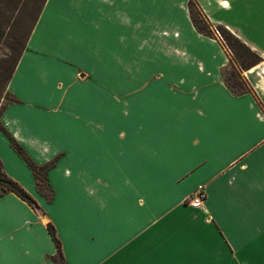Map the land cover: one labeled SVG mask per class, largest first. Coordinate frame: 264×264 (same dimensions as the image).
Segmentation results:
<instances>
[{
    "label": "crops",
    "instance_id": "1",
    "mask_svg": "<svg viewBox=\"0 0 264 264\" xmlns=\"http://www.w3.org/2000/svg\"><path fill=\"white\" fill-rule=\"evenodd\" d=\"M194 1L261 57L249 91L189 0H45L0 112L3 170L37 207L0 195V264H56L48 223L66 264H264V0Z\"/></svg>",
    "mask_w": 264,
    "mask_h": 264
},
{
    "label": "trees",
    "instance_id": "2",
    "mask_svg": "<svg viewBox=\"0 0 264 264\" xmlns=\"http://www.w3.org/2000/svg\"><path fill=\"white\" fill-rule=\"evenodd\" d=\"M45 2V1H44ZM189 11H190V17L192 20L193 25L195 28L206 35H212V24L208 21L206 16L202 13L200 8L197 6L196 2L194 0H189L188 2ZM41 11V10H40ZM217 29L220 31L222 37H223V43L227 47V49L230 51V54L233 56H236L239 63V68H234L231 72V78L233 80V86H230L228 83L229 78L225 77V72L227 68L223 71V79L227 86L230 88L232 92L235 94H240L249 91V86L246 81V79L243 76V71L249 69L250 67L254 66L255 64L259 63L261 60V57L252 51L247 45H245L242 41H240L232 32H230L228 29L220 26H216ZM25 45L23 46L22 50L16 54V56L12 59V68L10 70L9 77L12 74V71L15 68V65L24 49ZM230 58V63H231ZM11 145L13 148L17 151V153L26 161L28 166L31 168L34 177H35V183L37 186L38 191L45 196L47 200H51L52 192L51 188L49 187L46 179V171L48 165H37L34 163L28 155L25 153V151L13 140L11 139ZM0 195L3 192L10 191L15 193L17 196H19L22 200L27 202L29 205H31L33 208L37 207V203L35 199L15 180H13L11 177H9L3 170L2 162L0 160ZM48 232L55 244L56 247V254L54 257V260L56 264H66L65 259L62 253L61 249V243L56 235L55 228L52 224H47Z\"/></svg>",
    "mask_w": 264,
    "mask_h": 264
},
{
    "label": "rangeland",
    "instance_id": "3",
    "mask_svg": "<svg viewBox=\"0 0 264 264\" xmlns=\"http://www.w3.org/2000/svg\"><path fill=\"white\" fill-rule=\"evenodd\" d=\"M44 1L0 0V112L6 104L13 101L12 95L7 91L12 59L26 45ZM231 58L225 77L230 79L229 85L235 88L231 72L234 68H239V63L236 56L231 54Z\"/></svg>",
    "mask_w": 264,
    "mask_h": 264
},
{
    "label": "built area",
    "instance_id": "4",
    "mask_svg": "<svg viewBox=\"0 0 264 264\" xmlns=\"http://www.w3.org/2000/svg\"><path fill=\"white\" fill-rule=\"evenodd\" d=\"M212 33L215 37H217L219 40L223 41V37L220 33V31L217 29L216 26L212 25L211 27ZM205 190L202 186L197 187L196 191L187 198V203L191 205L194 208H202L203 209V200L205 198Z\"/></svg>",
    "mask_w": 264,
    "mask_h": 264
}]
</instances>
